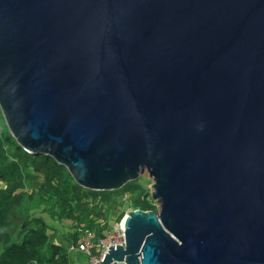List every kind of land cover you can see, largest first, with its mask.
Wrapping results in <instances>:
<instances>
[{
  "label": "water",
  "instance_id": "water-1",
  "mask_svg": "<svg viewBox=\"0 0 264 264\" xmlns=\"http://www.w3.org/2000/svg\"><path fill=\"white\" fill-rule=\"evenodd\" d=\"M0 109L82 187L148 173L101 264H264V0H0Z\"/></svg>",
  "mask_w": 264,
  "mask_h": 264
},
{
  "label": "trees",
  "instance_id": "trees-1",
  "mask_svg": "<svg viewBox=\"0 0 264 264\" xmlns=\"http://www.w3.org/2000/svg\"><path fill=\"white\" fill-rule=\"evenodd\" d=\"M137 181L114 190L80 186L53 157L18 145L0 109V264H71L68 245L55 241L49 224L31 209L42 207L50 220L71 222L77 231L69 243L77 240L81 225L103 236L110 227L108 214L120 211L117 220L123 218L120 204L127 202L122 199L125 193L134 208L152 210V199L147 200L151 195Z\"/></svg>",
  "mask_w": 264,
  "mask_h": 264
},
{
  "label": "rangeland",
  "instance_id": "rangeland-1",
  "mask_svg": "<svg viewBox=\"0 0 264 264\" xmlns=\"http://www.w3.org/2000/svg\"><path fill=\"white\" fill-rule=\"evenodd\" d=\"M136 180H138L137 182H138L139 186L141 187V190L148 192V195H151L152 180L149 177L148 173L146 171L142 172ZM0 184L3 186L2 183H0ZM120 195H121V193L119 194V196ZM125 195H128V194L125 193ZM128 196H130V195H128ZM131 199H132V197L130 196V198L127 200L126 203L123 201V203L120 204L122 206L121 211H123L124 216L130 210L140 209L138 207L134 208V206L132 205ZM151 199H152L151 197L147 198L148 201H150ZM117 202H118V200H117ZM150 204H151L152 210H154V211L159 210V205H158L156 200L152 199ZM112 211L113 210H111V212ZM119 212L113 211L112 214H110V215L108 214V218H109L108 222L110 225L115 224V222L119 221V220H117ZM31 213H33L34 216H37V217L41 216L44 218V220L49 224V230L48 231L50 234L53 235V237H54L53 239L55 241H58L64 245H68V247L73 243V242L69 243V240L71 238L70 235L73 234L74 232H76L77 230L75 229V226H73V224L71 222H69L68 220H64V221L63 220L62 221L50 220L48 215H46V213L44 212L42 207H36V206L33 207L31 209ZM77 229H80V226ZM83 230H84V227L81 225V230H79L78 232L81 233ZM70 253H75V254H72L71 257L73 258V256H77L79 264H88V259L84 254L79 253V252H70ZM118 264H121V263H118Z\"/></svg>",
  "mask_w": 264,
  "mask_h": 264
},
{
  "label": "built area",
  "instance_id": "built-area-1",
  "mask_svg": "<svg viewBox=\"0 0 264 264\" xmlns=\"http://www.w3.org/2000/svg\"><path fill=\"white\" fill-rule=\"evenodd\" d=\"M123 199L127 201L129 196L124 195ZM121 221L122 219L120 222L111 224L104 232V235L99 237H96L94 231L84 229L81 233H79L77 240L68 247V251L80 252L84 254L87 257L88 262L91 264H101V261L103 260L110 245H124V225H122ZM79 230H81V228Z\"/></svg>",
  "mask_w": 264,
  "mask_h": 264
},
{
  "label": "crops",
  "instance_id": "crops-1",
  "mask_svg": "<svg viewBox=\"0 0 264 264\" xmlns=\"http://www.w3.org/2000/svg\"><path fill=\"white\" fill-rule=\"evenodd\" d=\"M72 254H75V253H72ZM71 264H79L77 256H73V261L71 262Z\"/></svg>",
  "mask_w": 264,
  "mask_h": 264
},
{
  "label": "bare ground",
  "instance_id": "bare-ground-1",
  "mask_svg": "<svg viewBox=\"0 0 264 264\" xmlns=\"http://www.w3.org/2000/svg\"><path fill=\"white\" fill-rule=\"evenodd\" d=\"M124 218H125V217H124ZM124 218H122V221H121L122 225H124Z\"/></svg>",
  "mask_w": 264,
  "mask_h": 264
}]
</instances>
